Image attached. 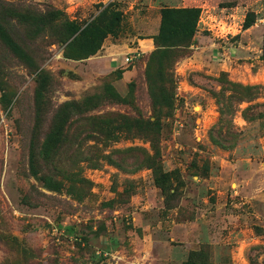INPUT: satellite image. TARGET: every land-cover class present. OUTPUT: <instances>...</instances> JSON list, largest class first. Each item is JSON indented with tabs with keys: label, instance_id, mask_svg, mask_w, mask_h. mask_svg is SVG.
<instances>
[{
	"label": "rangeland",
	"instance_id": "374dc122",
	"mask_svg": "<svg viewBox=\"0 0 264 264\" xmlns=\"http://www.w3.org/2000/svg\"><path fill=\"white\" fill-rule=\"evenodd\" d=\"M108 4L119 21L80 60L16 16L54 9L84 25ZM172 6L199 16L186 55L168 71L172 105L154 113L144 77L153 42L146 53L116 52L122 63L106 73L91 58L103 46L152 41L159 9ZM248 13L253 22L242 29ZM0 23L24 54L0 40V264H264V0H0ZM41 70L55 82L53 106L100 94L119 71L110 86L125 102L90 115L134 125L41 165L60 191L27 164ZM231 85L251 88L248 99L229 105ZM69 165L76 170L61 176ZM157 171L168 175L166 196Z\"/></svg>",
	"mask_w": 264,
	"mask_h": 264
},
{
	"label": "trees",
	"instance_id": "16d2710c",
	"mask_svg": "<svg viewBox=\"0 0 264 264\" xmlns=\"http://www.w3.org/2000/svg\"><path fill=\"white\" fill-rule=\"evenodd\" d=\"M109 9L110 4L103 7L94 18L89 22H85L84 25L68 21L62 12L54 9H45L41 13L30 12L16 16L34 33H50V37L54 42L64 45L66 58L80 60L95 54L101 41L107 35L112 34L115 23L119 21V15ZM250 15V13L245 15L241 25L242 29H246L252 24L253 18ZM198 16V8L162 7L159 9V26L156 35L152 37L154 50L147 56L144 70L154 113L167 112L172 105V82L168 71L171 70L174 62L179 57L186 55L185 51L190 45L196 30ZM10 30V27L0 23V40L17 57H24L20 47L10 37ZM119 77V71L105 77L100 94L86 96L79 101L62 102L53 106L49 97L55 82L46 71L41 70L38 74L33 101L34 120L26 144V155L29 173L42 181L47 189L60 191L61 186L57 181H52L44 175V167L41 165L60 164V154L64 150H69L71 153L75 152L79 149L80 144L85 141L112 140L115 137L114 133L117 131L121 132L123 129L131 131L133 129V124L127 127L122 117L119 118L113 114L90 115L92 111L101 106L125 102V99L120 98L110 86V82ZM231 87L233 94L228 98L229 105L233 101L239 103L244 98L248 99L244 95L249 96L251 88L239 85H231ZM220 100L215 96L217 106ZM218 112L221 114L225 111L218 107ZM243 118L247 119L244 116ZM144 126L153 130V126ZM72 167L69 165V167L63 169L60 175L66 176L69 169L75 168V166ZM153 170L155 169L153 168ZM73 174L67 181L75 176ZM167 176V174L157 171L154 172L153 178L154 183L165 196L168 195ZM183 264H190V262Z\"/></svg>",
	"mask_w": 264,
	"mask_h": 264
},
{
	"label": "crops",
	"instance_id": "0c3cea01",
	"mask_svg": "<svg viewBox=\"0 0 264 264\" xmlns=\"http://www.w3.org/2000/svg\"><path fill=\"white\" fill-rule=\"evenodd\" d=\"M174 1L177 2L178 0H172V2H174ZM173 8H175V7H173ZM150 49H152L151 39L150 38H143V39H138L137 44L134 47H131L130 45H127V44L123 45V46H121L119 44H113L111 46H103L100 50L99 55L94 56L91 59L99 61V64L102 65V67H100V69H102L104 67L103 65L107 63V66L105 68H103L105 73H106L109 70L112 71L113 69H115L112 67V65L120 62L119 56L114 57L116 52L117 53L121 52V55L124 56V55H128L129 53H132V51L133 52L136 51V52H140V53H146ZM88 59H87V61H90V58H88ZM120 63H122V62H120ZM107 68H109V69H107ZM127 73H128V71H124V72L122 71L121 72L122 79H124L126 77Z\"/></svg>",
	"mask_w": 264,
	"mask_h": 264
}]
</instances>
